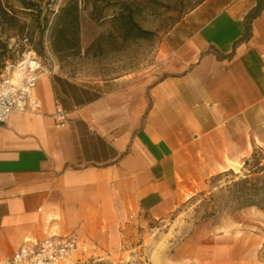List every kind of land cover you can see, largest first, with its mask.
I'll return each mask as SVG.
<instances>
[{"label": "crops", "instance_id": "1", "mask_svg": "<svg viewBox=\"0 0 264 264\" xmlns=\"http://www.w3.org/2000/svg\"><path fill=\"white\" fill-rule=\"evenodd\" d=\"M257 1L205 0L169 33L154 70L118 76L89 100L38 78L40 108L0 124V264L53 234H76L103 259L124 254L137 225L264 151V7L247 19ZM196 234L160 260L264 264L244 242Z\"/></svg>", "mask_w": 264, "mask_h": 264}, {"label": "rangeland", "instance_id": "2", "mask_svg": "<svg viewBox=\"0 0 264 264\" xmlns=\"http://www.w3.org/2000/svg\"><path fill=\"white\" fill-rule=\"evenodd\" d=\"M32 1L39 4L40 10L25 8L20 0H0V10H8L14 16L12 22L16 23L10 26L0 15V83L12 73L8 63L29 48L41 57L49 70L44 74H50L62 96L80 95L82 100H89L110 88L118 76L154 70L168 53L169 33L205 0H79L81 54L63 60L51 49L49 27L54 13L66 0ZM125 3L131 6L138 25L149 32L145 37L123 39L116 29L114 16ZM46 17L48 26H45ZM109 32L114 33L113 45H106L104 52L96 56L87 53L95 39ZM244 166L245 162L232 169L234 175L223 176L217 182L210 178L203 191L207 195L218 194L229 180L247 171ZM196 195L164 220L137 225L136 235L129 244L133 246L131 251L128 248L124 254L117 253L98 264H172L171 260H160L161 253L171 256L178 244L196 232L199 239L209 234L213 240L244 242L253 252L264 256V209L223 210L202 219L204 200Z\"/></svg>", "mask_w": 264, "mask_h": 264}, {"label": "trees", "instance_id": "3", "mask_svg": "<svg viewBox=\"0 0 264 264\" xmlns=\"http://www.w3.org/2000/svg\"><path fill=\"white\" fill-rule=\"evenodd\" d=\"M20 1L25 8L40 10L37 2L32 0ZM263 7L264 0H258L247 15L248 21L258 16ZM0 15L6 24L10 26L16 24L12 22L14 16L8 10L2 8ZM113 21L116 29L120 30L123 39L145 37L149 33L134 20L131 6L128 3H125L120 13L114 16ZM48 23L49 19L46 17L45 26H48ZM49 28L51 49L60 60L81 54L79 0H66L54 13ZM114 38L113 32L99 36L87 48V53H92L94 56L101 54L104 52L106 45H113ZM244 167L247 171L237 178L233 177L229 180L218 194L207 195L205 191L197 193L204 200L201 204L202 219L213 217L223 210L237 211L247 207L264 209V154L262 150L255 148L250 157L245 160ZM230 174L234 175L232 169L212 176L211 181L217 182L223 176H229Z\"/></svg>", "mask_w": 264, "mask_h": 264}, {"label": "built area", "instance_id": "4", "mask_svg": "<svg viewBox=\"0 0 264 264\" xmlns=\"http://www.w3.org/2000/svg\"><path fill=\"white\" fill-rule=\"evenodd\" d=\"M10 76L0 83V124L14 111L28 112L40 108L36 93L38 78L49 72L33 49H26L16 60L9 62ZM56 124L68 122L66 110L56 103ZM103 257L76 234H53L41 240H26L9 258V264H98Z\"/></svg>", "mask_w": 264, "mask_h": 264}]
</instances>
